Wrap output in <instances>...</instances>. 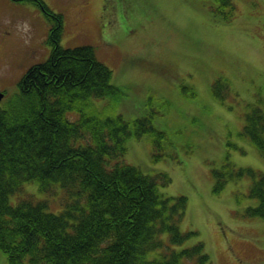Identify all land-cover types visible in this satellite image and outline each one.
Masks as SVG:
<instances>
[{
    "label": "rangeland",
    "instance_id": "rangeland-1",
    "mask_svg": "<svg viewBox=\"0 0 264 264\" xmlns=\"http://www.w3.org/2000/svg\"><path fill=\"white\" fill-rule=\"evenodd\" d=\"M41 1L59 13L62 46L92 45L111 70L110 82L124 90L113 111L131 120L151 117L165 133L156 149L148 134L128 138L120 160L171 177L160 189L186 197L181 228L197 232L212 264H264V218L250 213L264 158L240 134L247 104L264 101V0H232V10L221 0ZM53 22L30 0H0L6 98L33 63L49 58ZM217 78L230 86L222 100L211 93ZM94 103L113 107L106 97ZM53 194L28 181L9 201L49 196L56 209L64 198ZM0 264H8L1 251Z\"/></svg>",
    "mask_w": 264,
    "mask_h": 264
},
{
    "label": "trees",
    "instance_id": "trees-1",
    "mask_svg": "<svg viewBox=\"0 0 264 264\" xmlns=\"http://www.w3.org/2000/svg\"><path fill=\"white\" fill-rule=\"evenodd\" d=\"M30 1L54 22L49 58L33 63L0 102V251L8 264H212L197 232L181 228L186 197L160 189L171 177L120 160L128 138L148 134L156 149L164 131L151 117L114 112L124 90L110 82L94 47L62 46L59 13ZM221 1L234 8L232 0ZM229 87L217 78L211 93L222 100ZM105 97L113 107L94 106ZM263 107L260 97L247 104L240 134L264 158ZM28 181L64 200L56 209L49 196L11 204ZM251 189L258 205L250 213L264 218V175Z\"/></svg>",
    "mask_w": 264,
    "mask_h": 264
},
{
    "label": "water",
    "instance_id": "water-1",
    "mask_svg": "<svg viewBox=\"0 0 264 264\" xmlns=\"http://www.w3.org/2000/svg\"><path fill=\"white\" fill-rule=\"evenodd\" d=\"M3 97H4V93L0 90V101L2 100Z\"/></svg>",
    "mask_w": 264,
    "mask_h": 264
},
{
    "label": "flooded vegetation",
    "instance_id": "flooded-vegetation-1",
    "mask_svg": "<svg viewBox=\"0 0 264 264\" xmlns=\"http://www.w3.org/2000/svg\"><path fill=\"white\" fill-rule=\"evenodd\" d=\"M264 85V84H263Z\"/></svg>",
    "mask_w": 264,
    "mask_h": 264
}]
</instances>
